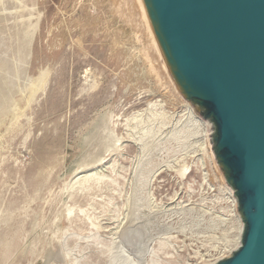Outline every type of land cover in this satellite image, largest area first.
<instances>
[{
	"label": "rangeland",
	"instance_id": "1",
	"mask_svg": "<svg viewBox=\"0 0 264 264\" xmlns=\"http://www.w3.org/2000/svg\"><path fill=\"white\" fill-rule=\"evenodd\" d=\"M147 30L142 0H0V264H208L239 245L206 120Z\"/></svg>",
	"mask_w": 264,
	"mask_h": 264
},
{
	"label": "water",
	"instance_id": "2",
	"mask_svg": "<svg viewBox=\"0 0 264 264\" xmlns=\"http://www.w3.org/2000/svg\"><path fill=\"white\" fill-rule=\"evenodd\" d=\"M184 98L206 120L234 192L239 245L208 264H264V0H142Z\"/></svg>",
	"mask_w": 264,
	"mask_h": 264
},
{
	"label": "bare ground",
	"instance_id": "3",
	"mask_svg": "<svg viewBox=\"0 0 264 264\" xmlns=\"http://www.w3.org/2000/svg\"><path fill=\"white\" fill-rule=\"evenodd\" d=\"M145 23H146V22H145ZM147 31H150V30H147ZM150 34H151V35H149V36H151L152 41H153V43H154L155 41H154V37L152 36V32H151V31H150ZM154 44H155V43H154ZM189 109H190V111L192 112V109H191V108H189ZM203 123H205V122L202 120V124H203ZM232 192H233V191H232ZM234 201H235V200H234ZM234 206H235V205H234ZM241 228H242V224L238 227L239 232H241V230H240ZM239 239H240V236L237 238V241H236V242H238ZM238 244H239V242H238Z\"/></svg>",
	"mask_w": 264,
	"mask_h": 264
}]
</instances>
